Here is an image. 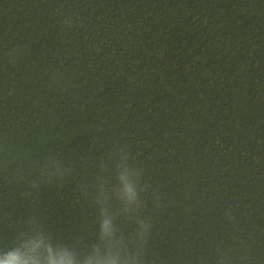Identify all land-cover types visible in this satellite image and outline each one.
<instances>
[{
  "label": "trees",
  "instance_id": "1",
  "mask_svg": "<svg viewBox=\"0 0 264 264\" xmlns=\"http://www.w3.org/2000/svg\"><path fill=\"white\" fill-rule=\"evenodd\" d=\"M121 152L144 264H264V0H0V248L94 242Z\"/></svg>",
  "mask_w": 264,
  "mask_h": 264
},
{
  "label": "clouds",
  "instance_id": "2",
  "mask_svg": "<svg viewBox=\"0 0 264 264\" xmlns=\"http://www.w3.org/2000/svg\"><path fill=\"white\" fill-rule=\"evenodd\" d=\"M58 171V166L54 164ZM115 183L101 176L97 181L98 233L85 247L61 241L30 221L31 227L17 233L12 246L0 248V264H144V245L150 224L142 209L141 172L125 152L118 155L113 172ZM116 205L113 210L112 205ZM134 221L136 230L125 235L118 217Z\"/></svg>",
  "mask_w": 264,
  "mask_h": 264
}]
</instances>
